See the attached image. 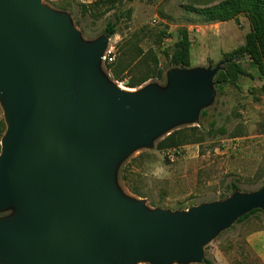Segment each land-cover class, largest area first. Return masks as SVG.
Wrapping results in <instances>:
<instances>
[{"label":"water","instance_id":"1","mask_svg":"<svg viewBox=\"0 0 264 264\" xmlns=\"http://www.w3.org/2000/svg\"><path fill=\"white\" fill-rule=\"evenodd\" d=\"M108 38L81 41L41 0H0V264L202 262L203 246L254 209L264 187L187 212L145 208L115 184L119 163L212 102L214 67L122 92L99 71Z\"/></svg>","mask_w":264,"mask_h":264},{"label":"rangeland","instance_id":"2","mask_svg":"<svg viewBox=\"0 0 264 264\" xmlns=\"http://www.w3.org/2000/svg\"><path fill=\"white\" fill-rule=\"evenodd\" d=\"M41 0L42 5L67 14L81 41L107 36L114 46L112 64L99 71L113 85L137 92L154 85L164 89L169 71L214 67L223 55L244 41L249 22L244 15L227 22H204L188 7L202 8L221 0ZM108 24L115 33H106ZM191 40L190 66L170 63L179 30ZM250 76L235 85H216L212 102L194 123H182L156 136L149 147H139L117 166L115 184L127 198L141 200L146 209L187 212L200 204L226 199L264 187V77L247 56L241 57ZM162 77L157 78V71ZM141 84L130 87L129 82ZM0 118L3 112L0 107ZM5 125V124H4ZM172 137L176 146L158 149ZM238 187L232 190V185ZM14 208L0 211V219ZM264 233V209L218 232L203 246V260L213 264H264V251H254L247 238ZM202 260V262H203ZM202 262L171 264H202ZM135 264H149L137 262Z\"/></svg>","mask_w":264,"mask_h":264},{"label":"trees","instance_id":"3","mask_svg":"<svg viewBox=\"0 0 264 264\" xmlns=\"http://www.w3.org/2000/svg\"><path fill=\"white\" fill-rule=\"evenodd\" d=\"M117 0L108 2L113 5ZM190 11L197 13L204 22H227L237 20L240 15H244L249 22V31L244 37V41L234 50L223 55V64L220 70L214 76L216 85H235L239 78L250 76V73L244 68L241 57L247 56L258 70L261 77H264V0H221L216 4L202 8L188 7ZM106 33L111 36L115 33V26L108 24ZM180 38L174 44L170 57V63L175 66H190L191 40L189 31L185 28L179 30ZM157 78L162 77L160 70L156 73ZM146 80V77L137 82H129L128 86L135 87ZM5 131V125L0 118V140ZM177 141L172 137L164 139L158 143L157 148L163 149L168 146H176ZM236 185H232V190H237ZM260 211L254 209L236 220V223L242 222L252 214ZM202 264H213L210 260H203Z\"/></svg>","mask_w":264,"mask_h":264},{"label":"crops","instance_id":"4","mask_svg":"<svg viewBox=\"0 0 264 264\" xmlns=\"http://www.w3.org/2000/svg\"><path fill=\"white\" fill-rule=\"evenodd\" d=\"M247 241L254 251H264V233L256 232L248 236Z\"/></svg>","mask_w":264,"mask_h":264},{"label":"built area","instance_id":"5","mask_svg":"<svg viewBox=\"0 0 264 264\" xmlns=\"http://www.w3.org/2000/svg\"><path fill=\"white\" fill-rule=\"evenodd\" d=\"M114 60H115L114 46L109 45L106 47L103 53L102 62L104 64H112Z\"/></svg>","mask_w":264,"mask_h":264},{"label":"bare ground","instance_id":"6","mask_svg":"<svg viewBox=\"0 0 264 264\" xmlns=\"http://www.w3.org/2000/svg\"><path fill=\"white\" fill-rule=\"evenodd\" d=\"M117 88H118L120 91H122V92H132L131 89L121 87L120 85H118Z\"/></svg>","mask_w":264,"mask_h":264}]
</instances>
